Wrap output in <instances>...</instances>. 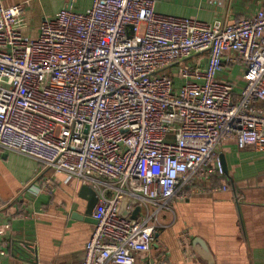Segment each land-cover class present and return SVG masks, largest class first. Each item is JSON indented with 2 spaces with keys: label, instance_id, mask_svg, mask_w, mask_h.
<instances>
[{
  "label": "built area",
  "instance_id": "obj_1",
  "mask_svg": "<svg viewBox=\"0 0 264 264\" xmlns=\"http://www.w3.org/2000/svg\"><path fill=\"white\" fill-rule=\"evenodd\" d=\"M89 1L79 12L68 0L36 38L24 3L0 4V150L46 168L47 192L55 173L95 187L83 264H134L182 186L224 175L220 141L264 152V9L206 22L155 0ZM225 62L245 67L237 93L217 77ZM123 199L137 219L120 216Z\"/></svg>",
  "mask_w": 264,
  "mask_h": 264
},
{
  "label": "crops",
  "instance_id": "obj_2",
  "mask_svg": "<svg viewBox=\"0 0 264 264\" xmlns=\"http://www.w3.org/2000/svg\"><path fill=\"white\" fill-rule=\"evenodd\" d=\"M155 2L158 13L206 22H232L264 9V0ZM18 3L25 4L23 34L36 38L41 22L54 18L68 0H0L4 6ZM89 6V0H74L79 12ZM202 57L206 63L207 54ZM244 71L240 62H225L217 77L237 93ZM255 104L264 109V101ZM217 154L224 175L182 186L159 210L151 249L135 253L134 264H264V152L239 150L234 137H228L219 142ZM48 176L38 162L0 150V264H83L94 222L82 217L89 195L82 186L96 189L55 173L47 192L41 187ZM149 208L157 210L156 205ZM28 244L36 246L35 255Z\"/></svg>",
  "mask_w": 264,
  "mask_h": 264
},
{
  "label": "water",
  "instance_id": "obj_3",
  "mask_svg": "<svg viewBox=\"0 0 264 264\" xmlns=\"http://www.w3.org/2000/svg\"><path fill=\"white\" fill-rule=\"evenodd\" d=\"M221 163L223 166V170L225 171L224 163H223L222 159H221ZM82 190H84V191L86 190L87 192H89V195L85 197L87 205H86V209L84 212V216H82V217L85 219L91 220L92 222L95 223V221L92 219V211H93V208L95 207V205L98 201L97 194L94 190L89 188L87 185H83ZM140 211H141L140 206H136L132 212L129 211L128 201H127V199H123L121 202V205H120L119 214H120V216L125 217V218L137 219L139 217ZM203 245H204V243H203Z\"/></svg>",
  "mask_w": 264,
  "mask_h": 264
},
{
  "label": "rangeland",
  "instance_id": "obj_4",
  "mask_svg": "<svg viewBox=\"0 0 264 264\" xmlns=\"http://www.w3.org/2000/svg\"><path fill=\"white\" fill-rule=\"evenodd\" d=\"M85 4H87L86 1H85ZM140 30L142 31V28H141ZM192 60H194V59H192ZM192 60H188V61H186V62H184V63L186 64V66H190V61H192ZM184 63H183V64H184ZM181 65H182V64H178V65L173 66V67L171 68V72H173V73L175 72V73H176V72L178 71V69L181 68ZM177 84H178V83H177Z\"/></svg>",
  "mask_w": 264,
  "mask_h": 264
}]
</instances>
